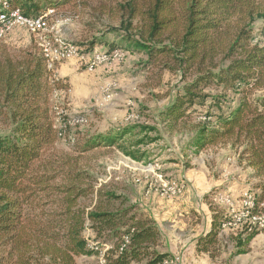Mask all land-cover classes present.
I'll return each mask as SVG.
<instances>
[{"label":"trees","instance_id":"16d2710c","mask_svg":"<svg viewBox=\"0 0 264 264\" xmlns=\"http://www.w3.org/2000/svg\"><path fill=\"white\" fill-rule=\"evenodd\" d=\"M72 1L7 0V4L9 10L36 17L48 9L56 13ZM119 8L122 16L113 31L127 50L154 60L162 54H179L181 64L197 69L198 77L184 84L159 112L170 129L190 119L194 106H205L207 96L196 92L200 83L240 90L234 106L205 113L207 121L198 123L188 145L198 154L206 147L227 144L239 164L251 169L249 177L256 180L261 189L258 198L263 199L264 97L251 98L250 93L264 86V0H126ZM0 13L8 15L1 1ZM256 21L260 26L254 33ZM97 43L106 45L102 37L76 45L90 53ZM116 48L107 43L105 53ZM40 54L21 64L0 65V92L10 120L9 130L0 134V264H78L79 256H95L96 264H165L171 254L157 250L160 231L154 219L125 198L114 206L120 197L111 192L98 197L91 208L82 206V197L99 193L91 182L81 184L91 181L86 171L70 159H63L59 169L56 161H43L59 136L50 95L68 84L53 75ZM217 104L212 101L209 108ZM146 130L153 129L137 123L110 128L87 137L83 150L115 148L133 161L150 162L146 148L157 137L146 135ZM225 221L226 216L214 221L212 229L196 239L197 251L210 252ZM86 230L91 231L92 245ZM258 232L245 227L236 236L237 254ZM99 239L112 243L103 248Z\"/></svg>","mask_w":264,"mask_h":264},{"label":"rangeland","instance_id":"374dc122","mask_svg":"<svg viewBox=\"0 0 264 264\" xmlns=\"http://www.w3.org/2000/svg\"><path fill=\"white\" fill-rule=\"evenodd\" d=\"M125 1L73 0L59 7L46 20L42 33L45 39L57 37L75 45H88L93 39L102 37L106 45L97 43L90 53L79 50L85 60L73 58L53 64V75L64 78L68 86L50 95V107L59 136L54 146L43 156V161H56V169H59L63 159H70L77 168L86 171L84 175L90 177L91 181L85 178L81 184L85 186L91 182L99 193L82 197V206L91 208L98 197L105 198L104 193L111 192L120 197L113 202L114 206L125 198L128 205L136 206L138 211H141L138 204L147 196L151 198L155 195L165 201L179 197L188 183L184 174L188 170L198 172L207 169L208 178L216 185L208 190L206 200L212 204V210L221 221L227 215L224 205L226 199L238 200L244 189L255 193L258 198L261 189L256 186V180L249 177L251 170L239 164L237 154L227 144L209 146L195 154L188 143L194 137L198 123L207 121L205 113L217 111L219 106L223 109L234 106L241 92L234 87L224 88L213 82L200 83L197 88L199 92H196L207 96L205 106H194L190 119L182 120L176 128L170 129L159 112L184 84H190L198 77L197 69L181 64L179 54H162L154 60L143 52L127 50L125 41L113 31L122 16L119 5ZM259 26V21L253 24L254 33ZM130 33L134 34L127 32ZM107 43L117 45L115 50H111L110 58L91 62L93 52H105ZM39 48L34 37L24 27L8 25L0 30V65L6 61L21 64L30 55H41ZM114 51L119 54L117 57L112 56ZM91 63L92 68L89 69ZM250 94L251 98L264 97V86ZM212 101L218 104L209 108ZM7 110L0 92V134L10 128ZM133 123L153 129L145 133L157 137L146 148L150 162L133 161L115 148L83 150L87 137ZM159 174L163 175L164 180L175 183L179 190L176 195L161 191L157 182ZM231 184L233 188H230ZM258 202L264 214V197L258 198ZM247 226H221L218 241L210 247L209 255L196 253V257L183 259V251L185 253L187 247L193 246L190 244L194 237L187 239L188 242L183 246L177 242L180 237H160L157 250L168 251L171 247V260L167 259L165 264H264V226L256 224L257 229H260L257 236L242 248L244 252H236V236L243 233ZM84 235L92 243L91 231L86 230ZM99 243L105 248L112 241L99 239ZM98 260L95 256L76 257L78 264H96Z\"/></svg>","mask_w":264,"mask_h":264},{"label":"crops","instance_id":"0c3cea01","mask_svg":"<svg viewBox=\"0 0 264 264\" xmlns=\"http://www.w3.org/2000/svg\"><path fill=\"white\" fill-rule=\"evenodd\" d=\"M207 172V169L198 172L188 170L184 174L188 183L181 195L175 199L165 201L154 195L151 198L147 196L138 204L141 211L156 221L160 237H180L177 242L181 246L188 242L187 239L194 237L190 244L193 246L187 247L185 253L183 251V259L196 257V253L210 254L199 252L195 247V239L205 236L212 229L213 222L218 220V217H214L216 212L212 210V204L206 200L208 190L216 185L208 178ZM230 188H233L232 184ZM164 251L172 254L171 247Z\"/></svg>","mask_w":264,"mask_h":264},{"label":"built area","instance_id":"2783aa9c","mask_svg":"<svg viewBox=\"0 0 264 264\" xmlns=\"http://www.w3.org/2000/svg\"><path fill=\"white\" fill-rule=\"evenodd\" d=\"M0 1L4 10L8 11V15L0 13V21L2 22L0 30L8 25H19L24 27L34 37L37 45L40 47L39 49L48 69H51L55 62L63 60L73 58L85 60V57L79 53L80 48L77 45L63 41L57 37H53V39H45L43 37L42 33L45 29L46 20L55 14L53 9H48L45 13L39 16L30 17L22 15L17 9L9 10L7 0ZM117 55L119 54L115 52L112 56L117 57ZM110 56V53H98L94 51L91 62L106 61ZM91 65L92 63L89 65V69L92 68ZM163 178L162 174L157 175V182L160 184L161 191L167 195H176L179 190L176 189L175 183L166 181ZM240 195L241 196L238 200H225L224 205H226L227 215H225L226 221L222 223V226L248 224L246 227L248 230H260L257 229L255 225L257 224L261 227L264 226V214L260 209V203L257 200V196L248 189H244ZM252 225H254V227H252ZM90 245H92V243H90Z\"/></svg>","mask_w":264,"mask_h":264}]
</instances>
